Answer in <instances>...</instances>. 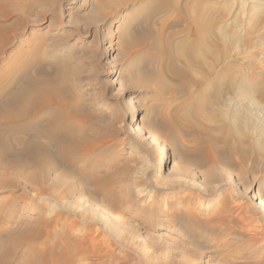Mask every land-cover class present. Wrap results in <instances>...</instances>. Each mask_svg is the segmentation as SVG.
<instances>
[{
	"label": "rangeland",
	"instance_id": "rangeland-1",
	"mask_svg": "<svg viewBox=\"0 0 264 264\" xmlns=\"http://www.w3.org/2000/svg\"><path fill=\"white\" fill-rule=\"evenodd\" d=\"M99 1L22 0L25 13L14 6L5 22L21 33L6 55L28 58L25 64L33 76L37 60L57 63L51 54L43 55L50 51L45 45L64 39L66 45L54 53L74 66L77 91L69 100L82 113L76 118L75 138L92 148L58 164L64 175L59 181L64 188L71 183L75 188L71 195L63 196V189L50 190L47 198L31 193L20 201L25 207L11 215V223L0 220L2 261L264 264V218L244 198L249 191L264 200V5L258 0ZM18 13L27 23L24 29L16 22ZM199 33L201 44L195 43ZM188 102L206 113L193 118V124L183 113ZM132 105L158 143L141 136L131 117L125 118ZM214 113L222 114L218 121L211 120ZM224 135L236 151L228 166ZM210 136L220 161L211 171L204 163L208 149L199 147ZM161 145L169 162L159 173ZM243 151H249L248 158H242ZM175 167H181L182 176ZM171 169L176 174L172 184L170 177L162 182L160 175ZM90 172L107 179L109 193L81 181ZM180 180L183 184L173 183ZM46 184L51 188L53 183ZM11 198L0 193V201ZM126 215L136 222V233H123ZM40 216L51 226H36ZM163 216L169 217L172 230L154 223ZM13 242L18 245L12 247Z\"/></svg>",
	"mask_w": 264,
	"mask_h": 264
},
{
	"label": "bare ground",
	"instance_id": "bare-ground-1",
	"mask_svg": "<svg viewBox=\"0 0 264 264\" xmlns=\"http://www.w3.org/2000/svg\"><path fill=\"white\" fill-rule=\"evenodd\" d=\"M21 3L22 0H0V193L9 194V196L10 195L12 196L11 200L0 201V220L3 221L4 223L8 222V224L11 223L12 214L19 211L21 214V208L25 207V204L21 206V202H23V200L28 199L31 193H34L37 198H47L49 196L48 192L50 190H52V192L53 190L59 192L60 190L63 189L62 190L63 196L67 197L68 195H71L72 192L75 190V188L72 186V183L69 185L66 184L65 186L66 188H64V185L59 181L58 178L64 175L62 173H59L58 164L60 162L61 163L71 162L74 159L73 155L78 154L82 150H91L92 148V146L87 144V142H85L83 138L81 139L75 138L76 135L75 125L77 123L76 118L82 117V113H81V109L78 108L73 103H71L69 100V98L72 97L74 93L77 91L76 85L74 86L73 84L74 66H72L71 62H68L66 58H59L55 56L54 53V48L66 45L64 39L58 40L57 43H53V44L48 43L47 45H45V47L48 48L50 51L45 52L43 50L42 52L44 56L48 54L50 57L51 54V58L55 57L57 60L56 64L52 65L48 63L47 65L44 64L45 62H43V64L41 65L42 60L39 59V61L37 60L38 63L37 65H35L36 67L34 68V65L31 63L32 61H29L33 65L31 66L34 68L33 73L35 74V76L31 74L32 72L30 73L29 70L31 69V67L28 65V63L25 64V61H28V58L24 60L22 58H19L20 57L19 54L15 53L13 55L14 57L12 58L14 61L15 59L16 60L18 59V64L14 65V61L10 59L12 55L9 56L6 55L7 48L13 45V43H15L17 38H20L21 33L18 34L16 31L12 29V27L6 25L7 23L5 24V22L10 16H12L13 12L11 8L14 6L17 9H19V11L23 14L24 11L21 8ZM159 3L160 2H158V4ZM198 4L199 3L194 5L198 6ZM194 5L193 8H196V6L194 7ZM258 5L263 6L264 0H258ZM100 7L98 6L97 9H99ZM21 13L20 15L18 13L19 17H16L18 19L16 22L17 24L18 22H20L21 25L23 24L21 27L24 29L27 23L26 22L23 23V19H22L23 15H21ZM198 17L201 20V17L200 16ZM201 30L204 29L201 28ZM200 33L197 36L195 35V37H198L197 39L195 38L196 39L195 43L197 42L200 43L201 40L198 41V39H200L199 36L203 35ZM203 33H205V31H203ZM192 34H194V32H192ZM19 43L20 44L17 45L18 49L21 48L22 45L21 44L22 42ZM195 43L194 42L193 44L190 43L192 45L190 52L192 51L193 47H195L193 46ZM199 43L197 44V46L199 45ZM200 46L201 45H199V49L195 48L196 52L197 50L200 51ZM42 47L43 46H40V48ZM193 52H195V50L192 51V54ZM169 56L171 55L169 54ZM192 56L194 57V55ZM189 60L188 62L187 61L186 62L189 63L190 62ZM22 71L24 72L22 73ZM174 73H176V70H174ZM136 112H138V109H136V107L132 105L125 112V118L131 117L130 120L131 124L137 126L139 134H141V136H147V138H151L153 143H158L159 141L158 136L155 133H152L153 129L150 126V124H148V122H145L144 121L145 119L142 116H137ZM181 113H182V109H181ZM183 113L187 121L191 123H192L191 120L197 118L201 119L206 114L204 113V111L202 113V111L196 110L194 104H190V102H188L184 107ZM183 113H182V117H183ZM218 115L220 116L222 114L214 113L213 119L211 120L215 121L219 119ZM191 123H189L190 126ZM77 132L82 133L81 131H77ZM199 136H201V134H199ZM223 145L227 151V153L224 156V162H225L224 164L225 166H228L229 164L228 160H230V158L233 157L236 151L233 149L231 141L229 137L226 135H224L223 137ZM199 147L201 148V151L208 149V153L205 155L206 158L204 159V163L205 165L206 163L210 164L211 169L209 168V171H211L220 162L218 161L219 159L216 150L217 149L216 142L210 136L208 137L207 140H203L201 142L199 141ZM241 154H242V158L243 157L248 158L250 153L249 151H243ZM156 161L159 166L158 169L159 173L163 168L168 167L169 155L165 145H161L159 155L157 156ZM220 164L221 166L223 165L222 162ZM96 167L99 168L100 167L99 164L96 165ZM174 169H176L178 177L182 176L181 167L178 168L175 167ZM90 173L85 174L84 176L82 175L81 181H86V182L90 181L92 183H96V185H98L100 189H106V191H108L109 193L110 184L107 181V179L105 177H102L98 173H92V174ZM175 176L176 174L171 169L169 173H167L166 171V173H164L163 176L160 175V178L161 181L163 182V180H166L165 178L170 177V179H168L167 182L168 183L171 182L170 184H172L173 178ZM48 180H50L53 183L51 188L46 184V181ZM180 182L181 184H183L181 180L174 181L173 183L176 184ZM129 185H135V182L130 181ZM16 193L20 194L19 197H15L14 194ZM244 198L248 202H250L252 204V207L256 211H258L261 214V216L264 218V200L260 197V195L254 193L252 194V196H249V191H247L244 193ZM83 205L88 206V204L85 201L83 202ZM7 214H9L10 216L9 215L7 216ZM163 217H162L163 219H160V223H158V219L154 220V223L162 227L163 230L170 231L171 227L170 225H168L169 217L168 216H163ZM35 224L36 226L42 227V229L44 227L51 226V222L43 219L42 217L37 218ZM136 226H137L136 222L130 215H126L124 217V223L122 226V230L124 234L136 233ZM27 227H30L29 224H27ZM22 234L24 233L22 232ZM33 235L35 237H38L40 236V232H36ZM17 243L18 242H13L12 247L17 246L18 245ZM2 257H4V255L3 254L1 255L0 253V259H1L0 264H4V262H6V258L2 261ZM259 263L260 261H258V263L256 264Z\"/></svg>",
	"mask_w": 264,
	"mask_h": 264
}]
</instances>
